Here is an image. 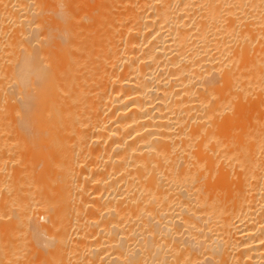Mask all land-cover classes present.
<instances>
[{
    "label": "bare ground",
    "instance_id": "6f19581e",
    "mask_svg": "<svg viewBox=\"0 0 264 264\" xmlns=\"http://www.w3.org/2000/svg\"><path fill=\"white\" fill-rule=\"evenodd\" d=\"M0 264H264V0H0Z\"/></svg>",
    "mask_w": 264,
    "mask_h": 264
},
{
    "label": "rangeland",
    "instance_id": "374dc122",
    "mask_svg": "<svg viewBox=\"0 0 264 264\" xmlns=\"http://www.w3.org/2000/svg\"><path fill=\"white\" fill-rule=\"evenodd\" d=\"M60 27V26H59ZM59 27H56V29L55 30H52L53 31V33H51V34H54V35H56V36H60V28ZM57 28H59V29H57ZM60 38V37H59Z\"/></svg>",
    "mask_w": 264,
    "mask_h": 264
}]
</instances>
